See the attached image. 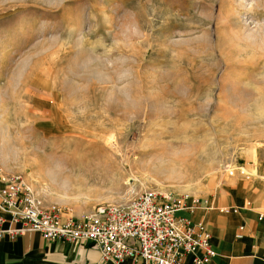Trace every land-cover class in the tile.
Listing matches in <instances>:
<instances>
[{"label": "rangeland", "instance_id": "1", "mask_svg": "<svg viewBox=\"0 0 264 264\" xmlns=\"http://www.w3.org/2000/svg\"><path fill=\"white\" fill-rule=\"evenodd\" d=\"M263 154L264 0H0V168L44 204L210 198Z\"/></svg>", "mask_w": 264, "mask_h": 264}, {"label": "built area", "instance_id": "2", "mask_svg": "<svg viewBox=\"0 0 264 264\" xmlns=\"http://www.w3.org/2000/svg\"><path fill=\"white\" fill-rule=\"evenodd\" d=\"M0 182V207L8 215L0 214V238L38 232L50 240L90 242L101 253L92 264H120L127 258L141 264H184L187 256L192 264H216L210 232L201 220L184 216L206 210L207 197L148 188L74 216L56 204H44L20 174L0 168Z\"/></svg>", "mask_w": 264, "mask_h": 264}, {"label": "crops", "instance_id": "3", "mask_svg": "<svg viewBox=\"0 0 264 264\" xmlns=\"http://www.w3.org/2000/svg\"><path fill=\"white\" fill-rule=\"evenodd\" d=\"M246 164L250 168L248 175L222 186L209 198L206 210L184 213L193 221L201 220L210 232L217 252L216 264H264V154L256 162ZM0 214L8 216L1 207ZM100 257V250L90 242L50 240L38 232L0 238V264H92L99 262ZM120 264L141 261L127 258ZM184 264H192L191 256L186 257Z\"/></svg>", "mask_w": 264, "mask_h": 264}, {"label": "bare ground", "instance_id": "4", "mask_svg": "<svg viewBox=\"0 0 264 264\" xmlns=\"http://www.w3.org/2000/svg\"><path fill=\"white\" fill-rule=\"evenodd\" d=\"M92 153H94V152H92ZM51 157H53V156H51ZM105 157H106V155H105L104 151L100 150V149H99L98 152L96 151V153H94V154H91V153L90 154H83L82 156L75 157L72 160L73 162H68L67 161L68 163H65L63 165H61L62 163H60V166L55 167L56 169L53 171V174L56 173L57 175H59L62 172V170L67 169V167H70V168L72 167L75 170H80L81 171L83 169L88 168L90 166V162H93V161L100 162V160L101 161L104 160ZM51 159L52 158H50V157L47 158V162H50L49 160H51ZM86 164H88V165H86ZM82 165H86V167H82Z\"/></svg>", "mask_w": 264, "mask_h": 264}]
</instances>
